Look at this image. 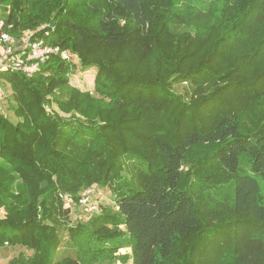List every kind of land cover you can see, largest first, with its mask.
<instances>
[{
	"label": "trees",
	"instance_id": "1",
	"mask_svg": "<svg viewBox=\"0 0 264 264\" xmlns=\"http://www.w3.org/2000/svg\"><path fill=\"white\" fill-rule=\"evenodd\" d=\"M0 4L11 33L48 22L47 42L96 68V95L59 54L31 76L0 70L17 117L0 110V247L31 250L7 264H264V0ZM192 74L221 84L188 103L172 84ZM93 185L114 210L71 224L59 195L78 204ZM211 190L213 207L230 194L224 215L200 207Z\"/></svg>",
	"mask_w": 264,
	"mask_h": 264
},
{
	"label": "rangeland",
	"instance_id": "2",
	"mask_svg": "<svg viewBox=\"0 0 264 264\" xmlns=\"http://www.w3.org/2000/svg\"><path fill=\"white\" fill-rule=\"evenodd\" d=\"M179 1H181L183 3H191V4L196 5L198 7H204L209 1L212 2L215 0H179ZM3 6L4 5L0 4V8L3 10L5 9V11H3V12H6V14H7V12L10 10V6H7V7L5 6L6 8H4ZM66 55H67V57L62 58V59H64L66 62H68L69 66H70L69 72H68L69 85L72 87H76V88L83 90V91H89L90 93L96 95L94 92V83H93L94 76L96 73V68L92 67V68H89L87 70H82L79 66L78 58L76 57V55H74L68 51H66ZM0 84H1V89L3 92V95L0 96V110L12 122H16L17 117L14 114V111H13V109L9 103V101L12 99L11 86L6 81H0ZM220 84L221 83H219V82H217L215 85H213L212 83H208V82L201 83L199 78L196 77V75L192 74L186 80H182L181 78H176L175 80H173L172 89H173V92L182 96L184 98V101H186L188 103H194V102H199L203 98L207 97L211 93L213 88L217 85H220ZM47 109H48V111L50 109H54V110L58 111V113L61 116H65V117L69 116V114H65V113L59 111L55 105H53L52 108H49L47 106L46 110ZM251 120L252 119L247 117V116L243 117L244 125L249 123ZM121 160H122L123 165L125 167L123 169L122 173L125 175L130 174L132 169H133L132 172H134L135 163H136V165H138L134 158L128 159L126 156H122ZM214 192H216V191L211 190L210 196L205 195L206 194L205 192L201 193L202 194L201 197L197 196L198 199L202 198L204 200V201H202L200 199V207L202 206L201 208L203 209V211L205 213H208L212 210L218 212L219 214L226 213L227 211H224V210H227V206L231 202L230 194L228 193L225 197L227 200V201H225V208H222V207L220 208V206L219 207H213V205H211V203H210L212 200L211 197L214 196ZM65 195H67V194H65ZM82 195H83V193L81 194V196ZM88 199L92 204H94L96 206L101 205L102 207H104L106 209H111V210H114V208H115L114 195L108 187H98L97 185H93L92 188L90 189L89 194H88ZM203 202H204V204H203ZM64 204H66V207L69 209V222L71 224L75 223L77 220L86 219L89 215L98 214L100 212V211H98L96 213H93L97 210L92 211V212H87V210L84 208L83 205L80 204V202L78 204H75L74 202H72V199H71V201H69L67 203L64 202ZM221 211H224V212H221ZM91 213H93V214H91ZM5 215H6V213L4 212L3 207L0 206V218L5 217ZM65 245L67 246V244H65ZM65 245L63 244L59 250L60 256L62 254H69V253L73 252L72 249H70V248H67L66 250L63 249V248H65ZM206 250L209 251V248H207ZM19 252H24L27 255H29L31 253V250L25 246L20 245V244L1 246L0 247V264H7L9 259H11L13 256L17 255ZM126 264H131V261L128 260L126 262Z\"/></svg>",
	"mask_w": 264,
	"mask_h": 264
},
{
	"label": "built area",
	"instance_id": "3",
	"mask_svg": "<svg viewBox=\"0 0 264 264\" xmlns=\"http://www.w3.org/2000/svg\"><path fill=\"white\" fill-rule=\"evenodd\" d=\"M3 11L0 8V70L19 71L26 76H31L39 70L41 64L50 55L59 54L62 58L67 57L66 51H61L58 46L46 40L50 29H53L52 24L42 23L36 29H24L11 33L12 25L6 22V12ZM2 95L0 84V96ZM91 188L86 189L79 200L87 212L98 209V206L88 199ZM59 196L65 203L71 201L68 195L61 193Z\"/></svg>",
	"mask_w": 264,
	"mask_h": 264
}]
</instances>
